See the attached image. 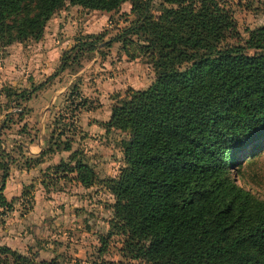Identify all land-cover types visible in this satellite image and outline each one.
<instances>
[{"label": "trees", "instance_id": "trees-1", "mask_svg": "<svg viewBox=\"0 0 264 264\" xmlns=\"http://www.w3.org/2000/svg\"><path fill=\"white\" fill-rule=\"evenodd\" d=\"M65 1L102 11L128 2L133 18L101 43L116 41L128 56H143L154 76L144 88L126 89L102 123L105 131L125 133L117 173L98 178L82 160H69L52 166L54 176L83 187L99 183L111 194L109 234L123 237L133 264H264V198L233 176L250 146H264V25L227 45L235 23L220 0H0V48L38 40ZM89 37L63 51L49 77L79 66L97 47L98 37ZM30 92L8 87L3 94L14 101ZM76 106L85 108L84 99ZM59 143L40 150L32 165L69 150L65 140ZM7 166L0 162V214L12 206L2 194ZM0 264L58 263L0 245Z\"/></svg>", "mask_w": 264, "mask_h": 264}, {"label": "rangeland", "instance_id": "rangeland-1", "mask_svg": "<svg viewBox=\"0 0 264 264\" xmlns=\"http://www.w3.org/2000/svg\"><path fill=\"white\" fill-rule=\"evenodd\" d=\"M220 1L235 23V30L226 34L223 44L242 43L247 30L264 25V0ZM132 18L128 2L102 11L65 1L45 22L38 40L27 39L0 48V149L8 155L0 156V162L8 165L4 194L9 197L31 184L33 198L27 197L24 205L15 201L10 211L0 214V244L35 262H138L123 250L121 235L109 234L111 194L99 183L83 187L74 179L57 178L52 172L59 161L82 160L98 178H104L114 176L122 165L119 142L125 133L105 131L102 123L108 119L110 106L124 96L126 89L146 87L154 74L143 56L130 57L119 42L105 46L101 41H108ZM90 35L98 37L96 49L85 54L79 66L49 77L57 69L62 52L78 40L90 39ZM8 87L31 92L27 100L8 101L3 94ZM77 91L82 98L75 94ZM83 99L85 108L81 109L76 105ZM38 140L39 151L53 140H58L60 146L65 140L69 150L44 154L46 162L35 167L31 162L36 154L25 147L32 145L35 150ZM250 147L249 156L233 176L238 185L261 199L264 146ZM25 161H29L26 172Z\"/></svg>", "mask_w": 264, "mask_h": 264}, {"label": "crops", "instance_id": "crops-1", "mask_svg": "<svg viewBox=\"0 0 264 264\" xmlns=\"http://www.w3.org/2000/svg\"><path fill=\"white\" fill-rule=\"evenodd\" d=\"M21 146H23V147H25L23 144L21 145ZM32 145H26V150L29 152V153H31V154H37L38 152H39V149H40V146H41V140H38V142H36L35 143V150L34 149H32V147H31ZM36 150H38V151H36ZM62 152V151H61ZM57 153V152H56ZM60 156H62L61 154H60ZM44 162H46V158L45 157H42V159H41V162L40 163H38L37 165H41V164H43ZM51 162L54 164V163H56V160H54L53 159V161L51 160ZM34 167V166H33ZM35 167H37L36 165H35ZM29 170V168L27 167L26 168V170H25V172L26 171H28ZM8 175V174H7ZM6 175V177H5V180H6V178L8 177ZM4 180V181H5ZM3 188H5L4 187V182H3ZM31 187H32V185L31 184H26V185H24V186H22V188H21V190H19L17 193H14V194H12V195H10L9 197H7L5 194H4V189H2V194H3V196L5 197V199L6 200H12V203H11V205H13V202H15V201H19V203H21V204H23L24 205V200H26L27 199V197H29V200L31 199L32 201H33V198H32V192H31ZM23 189L26 191V194L24 195V196H22L21 194H22V191H23ZM31 206H32V204H31ZM11 209H12V206H11ZM10 209V210H11ZM9 210V211H10ZM0 245H5V244H0ZM5 246H7V245H5ZM8 247V246H7ZM10 248V247H9ZM12 249V248H11ZM13 250H15V249H13ZM16 251V250H15ZM18 252V251H17ZM20 253V252H19ZM21 254H23V253H21Z\"/></svg>", "mask_w": 264, "mask_h": 264}]
</instances>
